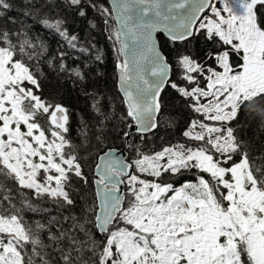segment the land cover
Here are the masks:
<instances>
[{
  "label": "snow or ice",
  "instance_id": "1",
  "mask_svg": "<svg viewBox=\"0 0 264 264\" xmlns=\"http://www.w3.org/2000/svg\"><path fill=\"white\" fill-rule=\"evenodd\" d=\"M106 2L0 0V264H264V0ZM100 24L119 111L86 71L104 59ZM161 32L185 47L166 55ZM199 38L211 47L189 52ZM41 65L85 98L78 142ZM167 87L193 116L175 141L158 118ZM110 136L133 156L105 150Z\"/></svg>",
  "mask_w": 264,
  "mask_h": 264
},
{
  "label": "trees",
  "instance_id": "2",
  "mask_svg": "<svg viewBox=\"0 0 264 264\" xmlns=\"http://www.w3.org/2000/svg\"><path fill=\"white\" fill-rule=\"evenodd\" d=\"M105 6L109 7L108 1L105 3ZM17 11H19V9H17ZM93 15V12L89 10V19H92ZM45 18H47V16ZM33 21H37L36 16L31 18L27 26L30 28L33 27ZM93 22L98 23V20H94ZM86 25L87 22L78 17L74 19L70 17L67 23L68 27L81 35H85L87 32ZM35 27L36 32L33 34L35 35L38 32L39 36L46 37V43L52 50H56L60 47L58 44L60 38L55 34L54 30L48 29L44 26L42 21L37 22ZM106 35L107 34L103 31V25L100 24V26L93 33V36L96 44L103 54L104 59L102 63H97L94 60L87 61L88 68L86 71L89 74L90 84L97 85L109 101H114L113 107L119 111L122 106L120 104V95L116 88L115 49L112 47L111 41L107 40ZM158 41L160 45H166V47L163 48L166 55L170 52L174 55L177 48L183 49L185 47L181 43H177L175 45L168 43L167 38L161 34H158ZM210 47L211 45L203 40V38H199L197 41L188 45L187 50L189 52H198L202 54ZM68 63L72 64L73 60L70 58ZM41 69L44 73L42 83L45 95L50 97L54 102L61 103L69 109L71 113L70 122L72 125V136L76 138L78 142V132L80 129L81 118L83 117L85 119H89V109L86 106V101L84 96L81 94V90L72 80H66L64 76H60L58 79L54 78L51 70L46 66L41 65ZM172 79H176L175 75H173ZM89 90L93 91L94 88L90 87ZM161 99L162 110L158 117L161 122V132L163 133L167 131V139L175 141L180 138L181 132L187 126V121L193 118V116L186 110L182 115H177L182 105L176 92L170 87H167L164 90ZM261 103L264 104V102ZM168 125H171V127H166ZM257 135H259V133H257ZM153 140L155 142V146L158 148L160 144L159 139L153 138ZM132 142L137 144L139 143L135 134L133 135ZM149 146H152V141L149 142ZM102 147H104L105 150L107 147L125 149L128 152V158L133 156V153L129 150L127 144H125L122 139H113L110 136ZM92 199L93 197L89 194V202H91ZM39 206L52 208V205L45 201H41ZM55 211L56 210L52 208L53 214H55ZM26 218L36 219L38 217L33 216L32 213H26Z\"/></svg>",
  "mask_w": 264,
  "mask_h": 264
},
{
  "label": "water",
  "instance_id": "3",
  "mask_svg": "<svg viewBox=\"0 0 264 264\" xmlns=\"http://www.w3.org/2000/svg\"><path fill=\"white\" fill-rule=\"evenodd\" d=\"M108 1V5H109V8L112 7L111 5V0H107ZM158 34H161L163 35L164 37H166L162 32L161 33H155L154 35L156 36L157 40H158ZM167 38V37H166ZM158 44H159V41H158ZM116 73V72H115ZM116 88H117V91H118V88H119V83H118V80H117V75H116ZM119 93V92H118ZM119 95L121 96L122 94L119 93ZM114 148V147H113ZM117 151H116V155L122 157V158H128V152L127 150L125 149H118L116 148Z\"/></svg>",
  "mask_w": 264,
  "mask_h": 264
}]
</instances>
